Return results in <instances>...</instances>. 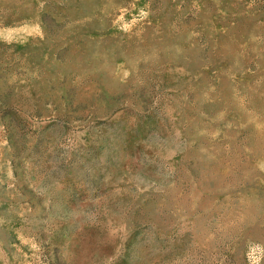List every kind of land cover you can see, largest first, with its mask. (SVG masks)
<instances>
[{"label": "rangeland", "instance_id": "rangeland-1", "mask_svg": "<svg viewBox=\"0 0 264 264\" xmlns=\"http://www.w3.org/2000/svg\"><path fill=\"white\" fill-rule=\"evenodd\" d=\"M0 264H264V0H0Z\"/></svg>", "mask_w": 264, "mask_h": 264}]
</instances>
